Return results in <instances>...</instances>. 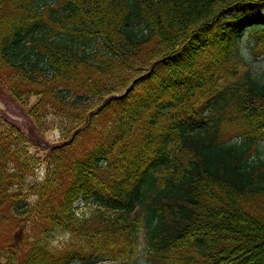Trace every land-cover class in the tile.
I'll use <instances>...</instances> for the list:
<instances>
[{"label":"trees","instance_id":"obj_1","mask_svg":"<svg viewBox=\"0 0 264 264\" xmlns=\"http://www.w3.org/2000/svg\"><path fill=\"white\" fill-rule=\"evenodd\" d=\"M263 9L0 0V82L24 106L37 99L38 127L61 111L71 138L25 188L37 160L0 119V209L9 201L37 228L21 264H138L142 238L149 264H264V160L251 154L264 138V80L239 68L238 52L247 39L264 54ZM229 128L239 141L221 140ZM91 199L101 207L77 216ZM51 229L75 244L58 253Z\"/></svg>","mask_w":264,"mask_h":264},{"label":"rangeland","instance_id":"obj_2","mask_svg":"<svg viewBox=\"0 0 264 264\" xmlns=\"http://www.w3.org/2000/svg\"><path fill=\"white\" fill-rule=\"evenodd\" d=\"M52 4H58L61 1V4L64 3L65 0H50ZM264 17V9L261 11ZM240 49L245 54L248 53L247 48L245 47V43H241ZM250 68L252 69L254 78L257 80H264V57L259 59L254 63H250ZM240 69L244 71L246 69L245 62L239 64ZM33 100L31 101V103ZM0 116L7 119L9 122L17 126L21 129L28 137L29 143L31 146L30 154L35 157L38 161L42 159L43 156L47 153L46 150L51 148L54 144L58 145L61 141V135L58 130H50L44 134H34V124L29 119L28 109H24L20 106L11 96L5 84L0 83ZM236 133L234 132V128H229L225 130L221 135V140L225 143H230L236 140ZM60 144V143H59ZM55 146V145H54ZM256 149L258 150L261 157L264 158V139L260 141L257 145ZM253 152V151H252ZM252 154V153H251ZM255 156V155H254ZM40 173H43L41 171ZM98 203L96 201H92L88 204L80 203L79 213L84 215L85 217H89L92 211L95 210ZM3 214L9 216L12 214L10 211V206L6 205L3 209ZM2 230L0 231V248L7 249L11 244H14L16 249L20 252H23L24 248H26L27 243L22 238V227L14 228L10 223H6V226H2ZM26 234H30L28 232ZM25 234V235H26ZM24 235V236H25ZM143 236V234H142ZM52 243L54 248L58 247V249H64L65 247H69L72 242H74L73 237L70 235H59L52 239ZM147 248L144 239H141V244L138 247L136 260L138 264H146Z\"/></svg>","mask_w":264,"mask_h":264}]
</instances>
